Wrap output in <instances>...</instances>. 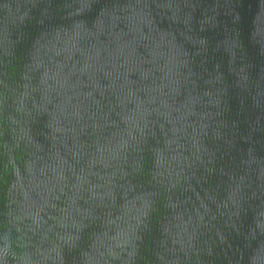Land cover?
<instances>
[{
    "label": "water",
    "instance_id": "95a60500",
    "mask_svg": "<svg viewBox=\"0 0 264 264\" xmlns=\"http://www.w3.org/2000/svg\"><path fill=\"white\" fill-rule=\"evenodd\" d=\"M0 264H264V0H0Z\"/></svg>",
    "mask_w": 264,
    "mask_h": 264
}]
</instances>
